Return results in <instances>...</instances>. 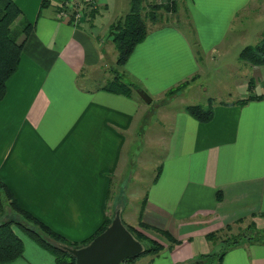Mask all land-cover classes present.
Here are the masks:
<instances>
[{"label": "crops", "instance_id": "obj_1", "mask_svg": "<svg viewBox=\"0 0 264 264\" xmlns=\"http://www.w3.org/2000/svg\"><path fill=\"white\" fill-rule=\"evenodd\" d=\"M12 1L33 30L0 101V179L25 210L72 242L91 238L109 218L128 134L147 121L148 104L137 92L126 97L103 89L112 70L137 84L152 103H173L177 99L165 94L203 77V63L221 58L219 49L239 19L259 20L257 40L264 33V0H179L196 38L169 21L153 26L127 64L117 68V60L106 61L116 51L110 27L129 12L131 0H92L95 16L86 0ZM80 4L83 16L75 21ZM227 66L236 72L246 68L236 82V98L190 104L214 99L210 122L191 117L189 104L162 113L171 133L143 220L179 242L169 247L148 233L165 246L155 255L164 264H195L213 253L207 235L239 220L264 229V98L229 105L264 95V66ZM21 238L24 256L10 264H57L34 241ZM222 264H264V243L234 247Z\"/></svg>", "mask_w": 264, "mask_h": 264}, {"label": "trees", "instance_id": "obj_2", "mask_svg": "<svg viewBox=\"0 0 264 264\" xmlns=\"http://www.w3.org/2000/svg\"><path fill=\"white\" fill-rule=\"evenodd\" d=\"M87 7H91V14L94 16L97 14L93 4H88ZM163 9L176 13V0H167L165 5L152 4L150 6H145L144 0H131L129 12L111 25L110 37L117 52V68L124 67L136 47L146 39L149 32V22L154 26L161 22L162 16L160 12ZM32 30L33 25L24 20L21 10L12 0H0V101L5 98L8 81L18 70L21 54ZM198 55H200L199 51ZM239 60L247 65L264 66V33L256 45L246 46L241 51ZM112 73L114 76L107 86L103 88L104 90L132 97L140 89L137 84L128 82L118 69H113ZM187 82L172 88L165 95H174ZM253 88L254 82L250 80L249 90L251 91ZM263 98L264 95H251L246 99L235 101L229 105L245 106L251 101ZM215 104L214 99H209L207 105H189L185 110L197 121L207 123L213 119ZM161 171L162 166L159 167L154 181L159 179ZM147 200L146 195L137 226L129 225L124 220L123 223L136 240L141 243L149 242L150 246L148 245L145 248L143 254L137 258L125 261L124 264H136L138 258L145 255H157L164 249V246L158 241L150 238L148 235L150 231L165 237L171 245L169 247L179 243L169 233L144 222L143 213ZM114 218L115 216L107 218L105 224L91 238L82 242H72L25 210L19 204L11 189L0 179V264H10L23 258L25 246L18 232L49 252L57 264H76L75 256L69 253L67 249H80L89 245L111 225ZM252 227L254 225H250L249 228L251 229ZM256 234L257 236L251 235L247 237V241L249 243H264V231H258ZM216 235V233H211L207 235V239L213 240ZM241 244V241L233 239V241L227 243V247L221 253L201 255L195 264H222L228 251Z\"/></svg>", "mask_w": 264, "mask_h": 264}, {"label": "rangeland", "instance_id": "obj_3", "mask_svg": "<svg viewBox=\"0 0 264 264\" xmlns=\"http://www.w3.org/2000/svg\"><path fill=\"white\" fill-rule=\"evenodd\" d=\"M178 2L179 0H176V13L168 12L165 9L160 12L162 19L157 25H162L169 21L180 26V29L189 36V39L196 38L197 32L192 25L189 26V16ZM166 3L167 0H148L145 6L152 4L165 5ZM258 21L251 18H247V22L245 18L239 19L235 24L236 27L229 33L226 43L219 49L221 58L212 59L210 64L203 63L205 70L203 77L198 80L188 81L179 92L172 96L165 95L167 100L171 101L176 98L177 101L166 104L165 101L159 100L148 104L147 121L139 122L128 134L123 163L118 173L114 176L115 182L109 201V217L115 216L117 212H120L122 221L124 220L129 225H138L143 202L159 167L163 163L171 133L170 122H166L162 118L164 109L175 108L183 104L199 103L209 97L218 99L221 96L222 100L227 99L228 101L236 98V82L241 77H244L243 71L245 72L246 68L243 67V71L237 70L238 72H236L227 64L244 66V62L239 60V55L246 46L256 45L259 42L260 39L257 40L256 32L261 23H258ZM153 26L149 22V28ZM106 58L107 65H113L117 60L116 51L109 53ZM189 88H193V90L188 93ZM185 95H187L185 100L179 99V97ZM190 95H192L191 98L188 97ZM241 221L228 225L223 232L216 233L217 235L212 240L214 242L213 253L224 251L227 243L233 241V239L246 244L248 243L247 237L251 235L257 236L256 232L264 231V229L257 228L256 224L251 221L246 223ZM250 225H254V227L250 229ZM18 234L24 237L20 232ZM150 234H152L150 236H155L168 242L165 237L158 236L154 231H150ZM154 240L164 246L160 240ZM142 244L144 248L148 245L150 246L149 242H143ZM155 257V255L142 256L137 259L136 264H164L160 257Z\"/></svg>", "mask_w": 264, "mask_h": 264}, {"label": "water", "instance_id": "obj_4", "mask_svg": "<svg viewBox=\"0 0 264 264\" xmlns=\"http://www.w3.org/2000/svg\"><path fill=\"white\" fill-rule=\"evenodd\" d=\"M140 98L151 104L152 98L143 90H137ZM76 258V264H123L137 258L145 251L143 244L125 227L120 212L111 225L89 245L80 249H67Z\"/></svg>", "mask_w": 264, "mask_h": 264}, {"label": "built area", "instance_id": "obj_5", "mask_svg": "<svg viewBox=\"0 0 264 264\" xmlns=\"http://www.w3.org/2000/svg\"><path fill=\"white\" fill-rule=\"evenodd\" d=\"M86 2L88 3V4H93L94 5V3L92 2V0H86ZM75 5V4H74ZM77 7V8H76ZM75 8H76V14H75V21H79L80 20V18L83 16V5L82 4H80V5H78V6H76ZM64 17H68V18H70L69 16H66L64 13L62 14Z\"/></svg>", "mask_w": 264, "mask_h": 264}, {"label": "flooded vegetation", "instance_id": "obj_6", "mask_svg": "<svg viewBox=\"0 0 264 264\" xmlns=\"http://www.w3.org/2000/svg\"><path fill=\"white\" fill-rule=\"evenodd\" d=\"M124 264V263H123Z\"/></svg>", "mask_w": 264, "mask_h": 264}]
</instances>
